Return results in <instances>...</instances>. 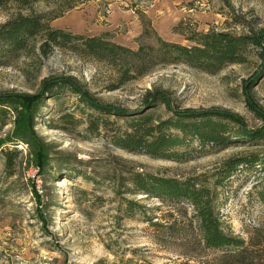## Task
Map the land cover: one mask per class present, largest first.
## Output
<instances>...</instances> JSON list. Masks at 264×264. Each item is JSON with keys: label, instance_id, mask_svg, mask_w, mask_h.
Masks as SVG:
<instances>
[{"label": "rangeland", "instance_id": "374dc122", "mask_svg": "<svg viewBox=\"0 0 264 264\" xmlns=\"http://www.w3.org/2000/svg\"><path fill=\"white\" fill-rule=\"evenodd\" d=\"M64 1H39L31 8L10 1L0 7V26L19 14L58 15ZM75 1L77 7L49 21L52 28L88 37L108 32L113 42L135 50L155 46L158 37L191 46L193 33L264 29V0ZM141 17L151 21V38L141 37ZM42 43L39 35L24 51L0 48V95H36L45 78L72 77L100 102L128 111L145 109L146 91L157 88L169 92L183 110L225 109L240 115L250 129L264 123L245 95L246 82L254 77L250 96L264 110V59L258 49L246 63L216 74L183 63L161 65L115 89L117 75L110 65L55 46L44 57ZM4 105L8 114L0 120V148L17 153L10 168L0 151V264H216L223 250L205 246L193 207L130 192L138 172L196 179L213 188L226 225L246 240L261 234L264 242V205L255 189L264 184V172L240 173L216 189L212 176L225 159L257 146L223 150L193 142L185 161L129 152L112 142L113 135L128 129L124 120L102 115L91 131L89 114H98L67 90L46 97L36 114L35 131L47 153L41 170L30 146L13 144L17 113L12 104ZM31 165L39 167L40 185L27 175ZM127 200L137 202L133 216L126 212Z\"/></svg>", "mask_w": 264, "mask_h": 264}, {"label": "trees", "instance_id": "16d2710c", "mask_svg": "<svg viewBox=\"0 0 264 264\" xmlns=\"http://www.w3.org/2000/svg\"><path fill=\"white\" fill-rule=\"evenodd\" d=\"M10 1L31 8L39 1L57 0H0V7ZM75 7V0H65L64 10L52 17L19 14L0 26V48L6 47L10 53L24 51L29 48L30 40L42 35L40 49L44 57L55 46L69 48L80 57L106 63L117 75L118 87L115 89L147 75L161 65L183 63L206 73L216 74L227 66L246 63L253 48L260 50L259 54L264 59V29H252L242 34L226 31L193 33L189 37L194 42L191 46L168 42L158 37L155 46L140 45L135 50L113 42L108 32L88 37L50 26L49 21L64 16L65 12ZM137 14L141 16L138 12ZM140 20L143 25L141 37L151 38L155 31L151 21L146 17H141ZM253 80L254 77L246 82L247 103L264 122L263 108L253 102L250 96ZM67 90L77 94L85 106L98 114H89L91 131L97 130L102 115H114L123 119L128 129L113 135L112 142L116 147L129 152H144L156 159L185 161L191 157L187 150L193 142L199 143L201 148L215 146L223 150L233 145L257 146L252 151L225 159L212 175L214 189L222 186L225 180L231 182L240 173L264 172V123L258 129H250L240 115L225 109L183 110L176 105L169 92L157 88L146 91L143 97L145 109L128 111L100 102L72 77L45 78L40 93L36 95H0V120L8 114V109L3 108L4 104H12L17 113L16 131L13 134L17 141L13 144L25 143L30 146V152L41 170L46 166L47 153L35 131L36 114L46 97L58 96ZM160 106H164V114L161 113ZM16 150L0 148L7 157V167L11 168ZM131 183L130 192L139 191L149 197L175 204L189 203L195 211L205 246L223 250L216 264H264V242L260 239L263 235H253L246 240L231 230L219 211V197L213 188L198 183L196 179L181 180L141 172L132 176ZM255 189L258 200L264 205V184ZM137 206L136 201L127 200V214L133 216ZM123 264L134 263L127 261Z\"/></svg>", "mask_w": 264, "mask_h": 264}, {"label": "built area", "instance_id": "2783aa9c", "mask_svg": "<svg viewBox=\"0 0 264 264\" xmlns=\"http://www.w3.org/2000/svg\"><path fill=\"white\" fill-rule=\"evenodd\" d=\"M39 173V167L35 166V165H31L28 169H27V175L29 176V178L31 177L33 180L36 181V183L38 185H40L41 183V179L38 175Z\"/></svg>", "mask_w": 264, "mask_h": 264}]
</instances>
